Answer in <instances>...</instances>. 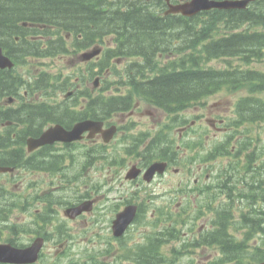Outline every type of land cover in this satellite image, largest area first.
<instances>
[{
    "label": "flooded vegetation",
    "instance_id": "flooded-vegetation-1",
    "mask_svg": "<svg viewBox=\"0 0 264 264\" xmlns=\"http://www.w3.org/2000/svg\"><path fill=\"white\" fill-rule=\"evenodd\" d=\"M191 1L135 0L134 3L136 6H142L151 16L172 19L169 23L162 22L156 27L166 29L169 34L173 32L175 35L181 26L175 20L181 17L191 19L218 12L264 16V0H202L205 5L228 1L238 2L242 7L233 9L207 7L192 16H185L179 12L167 13L170 8L187 5ZM93 4L98 7L99 17L101 1L97 0ZM25 26L39 27L37 23ZM116 27L120 25L114 24L111 29ZM82 29L89 32L93 29L94 41L101 34L100 25L93 27L89 23L82 26ZM72 30L67 32L65 37L75 44V36L79 39L84 33L79 34L75 31L80 29ZM114 32L116 37L117 32L120 33L118 29ZM37 36L42 44L48 43L51 37L42 34ZM24 40L27 41L25 36ZM100 40L99 37L97 42ZM118 41H113V44H116V63L139 58L135 57L136 52L129 55L127 54L129 51L120 49L119 45L123 44ZM97 42L93 47L100 46ZM91 43V39L85 42ZM123 43L128 45L131 41L124 40ZM77 52L67 56H77L80 63L81 60L93 62L95 69L92 71L87 68L81 69L74 74L71 81H65V86L61 88L63 91L58 90L56 93L55 98H58V101L38 102L28 90H23L22 93L14 92L15 96L10 98L9 102L0 104L3 112L8 108L14 112V121L0 122V140L8 138L15 144L9 152L10 156L15 155L12 165L8 163V166L13 167V171L0 174V184L6 188L11 189L4 184V176L9 174L11 180L15 182L13 185L10 184L15 188L14 199H0V205L9 202L15 205L14 216L1 219L0 243L8 242L20 248L29 247L34 242L40 244L37 264L41 262L45 248H48L49 254L52 251L53 255L63 259L70 254H99L111 255L104 264H124L121 256L132 254L134 251L139 252V249L142 253L145 252V243L150 241L148 236L151 235L152 228L162 233L163 236L157 238V244L163 248H170L171 242H176L175 248H180L184 241L192 246L191 250L195 251V255L200 253V257L205 251L210 250L202 259L199 258L201 264H257L264 261L263 230H246L241 237L240 233L228 230V234L244 243L241 256L231 261L224 256L223 249L212 242L216 209L228 202L234 220H242L250 214L256 222L264 223V145L260 143L262 147L259 148L257 142L253 140L247 145L241 144L239 151L241 156L233 160L238 163L234 169L206 168L202 164H197L196 167L178 166L188 158L181 144L188 139L191 142L197 138V124L194 125L193 120L190 123H183L180 113L164 123V113H157V110H151L141 102L126 105L119 112H111L110 116H103L100 86H97L103 78L100 69L102 51L88 60L84 58V53L78 55ZM34 54L39 55L40 52ZM170 56L168 55L169 58ZM117 66L112 75L116 76V80H123L118 82L119 84L125 83L124 80L127 79L145 77V70L122 71ZM116 88L120 89L121 86L117 85ZM219 111L220 109L208 111L206 122L212 130V135H206L207 139L231 132L232 127L226 123V118L215 117ZM146 117L150 118V124ZM87 119L102 121L103 129L113 126L112 138L104 141L101 128L97 131L88 129L83 131L78 139L55 140L28 149L31 139L39 138L49 127L59 124L65 130H71L77 122ZM6 131L9 132L5 134ZM158 146L162 148L161 153L158 152ZM4 155H7L6 151L0 150V163H6L2 159ZM151 156L154 158H150ZM156 160L165 161L167 166L164 172L155 173L148 182L145 179V171ZM23 170L47 176V180L43 179L42 182L32 184L26 182L27 188L33 187L29 192L32 197L29 201L31 205L25 198L28 193L23 187L25 186L21 177L24 174ZM12 172L17 173L18 177ZM171 172L177 177L174 190L165 191H172L171 196L179 198L178 202L162 198L163 193H156V187L152 186L155 181H162L164 176ZM156 195L160 199H155ZM190 199L189 220L183 225L180 208L187 213L186 206ZM128 206H132L131 223L120 235H114L113 223ZM250 207H254V211ZM71 208H76L77 211H72ZM233 208L238 210L232 211ZM20 216L22 219H19ZM170 216L175 217L173 222L165 224L164 221ZM68 221L82 223L83 229L86 232L92 231L94 235H87L83 231L76 236L71 232ZM9 233L10 237L6 239L5 236ZM167 235L171 239L166 237ZM166 240L169 241L164 243ZM41 264L50 263L45 261Z\"/></svg>",
    "mask_w": 264,
    "mask_h": 264
},
{
    "label": "trees",
    "instance_id": "trees-1",
    "mask_svg": "<svg viewBox=\"0 0 264 264\" xmlns=\"http://www.w3.org/2000/svg\"><path fill=\"white\" fill-rule=\"evenodd\" d=\"M95 1L97 0H0V44L5 46L7 52L14 58L24 55L28 50L26 46L29 45L24 40V35H27L28 31L20 26L21 21L58 24L61 28L56 34H60L62 30H81L82 26L91 23L93 27L100 25L102 38L118 29L120 31L117 32L118 42L124 45V40L131 41L124 46L118 44L120 49L129 51L127 54L136 52V55L142 56V59L132 63L129 69L151 73L133 84L136 93L146 101L175 113L220 90L237 91L245 87L248 90L247 95L240 96L235 104L236 120L264 119V98L257 94L264 91V72L250 67L256 61L264 62V29L249 27L237 30L246 22H249L250 26L262 25L264 28V17L262 20L254 14L239 12H218L191 19L181 17L175 20L181 24L179 32L175 35L173 32L169 34L166 29L156 27L157 24L169 23L172 19L151 16L142 6H136L135 0H100L102 7L99 17L98 7L93 4ZM114 24L120 27L111 29ZM93 31L92 29L91 32ZM15 35H21L19 42L14 41ZM59 39L60 37L54 41L51 52L49 47L50 53L59 51L57 50ZM175 39L178 40V44H175ZM33 46L35 47V43ZM169 50H177L180 57L169 60L168 64L162 67L157 66L155 53L157 51L166 53ZM114 55V48L108 47L101 61V69L109 67V59ZM220 58L226 60L225 68L208 65L210 60ZM231 58H238V63L233 65V62L229 61ZM1 76L3 77L0 78V95L12 94L16 91V86L25 83L19 81L12 70L4 72L0 70ZM100 102L109 105L117 103L113 95L104 94L101 95ZM110 109L113 108L104 106L102 112H109ZM13 113L8 109L4 113V118L12 120ZM239 125L240 123L235 124L236 127ZM7 132L9 131L5 134ZM242 133L249 134L247 131ZM10 142L8 138L0 140V150H5L7 154L2 156L6 163L0 164L10 162L12 165L15 155H9L10 146L13 145ZM250 142L248 138L239 139L237 153L239 154L241 144L247 145ZM221 150L227 151L225 148ZM229 167L234 169L237 163H230ZM2 198L13 199L4 195L0 189V199ZM228 205L230 202L216 209L212 242L218 244L223 249L224 256L231 261L241 256L244 243L228 234V229L232 226L234 229L245 231L250 229L264 231V223L256 222L250 214L242 220H234L231 207ZM13 209L14 204L10 202L0 205V223L1 219H6L13 213ZM234 209L238 210L233 208L232 211ZM250 209L254 211V207ZM152 251L145 253V264L157 263V257Z\"/></svg>",
    "mask_w": 264,
    "mask_h": 264
},
{
    "label": "rangeland",
    "instance_id": "rangeland-1",
    "mask_svg": "<svg viewBox=\"0 0 264 264\" xmlns=\"http://www.w3.org/2000/svg\"><path fill=\"white\" fill-rule=\"evenodd\" d=\"M240 29H238L239 31ZM77 56H70V57H66L64 59H55V60H51L50 57H34V58H29L27 61H23L24 64H27L25 66H21L20 64H18L15 67V70L17 71V75H21L23 77H25L27 80H30V78H33L36 74L40 73L41 70H50L49 72H56L59 70H62L65 74H67L69 72V70L74 69V66H76V61H77ZM230 61H233V65L237 64V60L232 59ZM125 63H122L119 65L120 68L123 67ZM210 66L213 67H217V68H223L224 65H226L225 60H213L211 62H209ZM53 66V67H51ZM85 64L84 63H80L78 65L79 69H84L85 68ZM245 66V65H244ZM250 67L259 69L264 71V62L261 61H256L254 63H252L250 65ZM110 79H113L112 76H110ZM247 93L246 88H242L238 91L235 92H226V91H221L219 93H216L210 97H207L202 103V105H198L195 107H191L188 108L187 110L184 111V114L191 120H197L199 123L197 126H201V127H205V123L204 121V116L208 115V111H210L211 109L217 111V109L222 110V112L225 114V116H231V112H232V108H233V103L236 99H238L241 95H245ZM37 97V96H36ZM261 98L264 97V93H262V95H260ZM150 123V120L148 122V124ZM252 130L254 132L257 131V135L259 136V138L262 140L264 139V122H261L260 124H257V128L256 126H252ZM199 138V136H198ZM218 141V139H214V143H216ZM262 144L264 145V142H262ZM225 163V158H221V157H216L214 158L213 162L209 163L208 165L211 168H214L215 166H221L222 164ZM24 174L21 175L22 177V182L25 183L24 189L27 190L26 193H29L33 188V187H29L27 188V184L26 182H31L32 183H36V182H42L43 179L47 180V176L42 174H35L33 172V174H31L30 171H26L23 170ZM14 173V172H13ZM14 176L18 177L17 173H14ZM50 177V176H49ZM5 179V183L6 186L11 187L12 190L15 191V188H13L11 185H13L15 182L11 180V176L8 174L6 176L3 177ZM177 177L176 175L173 173H169L168 175L164 176V178L162 179V181L157 180L154 182V184L152 186L156 187L155 192L156 193H163V196H161L162 198H167V199H173V201L178 202L179 198L176 199L174 198V196H171L172 191H165V189H172L174 190V186L176 183ZM2 183V182H1ZM3 184V183H2ZM11 184V185H10ZM155 199H160L158 197V195L155 196ZM19 219H22V217L20 216ZM68 226L71 230V232H73L76 236H78L79 234H82L83 231H85L82 227V223L80 222H71L68 221ZM94 226H92L91 229H93ZM86 232V231H85ZM87 235H94V233L92 231L86 232ZM82 246V244H81ZM165 251V250H164ZM210 250H207L204 252V254H202V256L200 257V259L203 258V256L205 254H207ZM44 256L42 258L43 262H47L50 263L51 260L53 259V257L55 255H53L54 253L52 251H50L51 253L49 254L48 252V248L44 249ZM71 255H75L73 257H71ZM190 256V255H189ZM83 255L82 254H70L67 256L66 259L68 260H75L77 259L78 261H82L83 260ZM191 261H196L199 260V255H191L190 258L188 256H185L183 258L184 262H187L188 260ZM42 262V263H43Z\"/></svg>",
    "mask_w": 264,
    "mask_h": 264
},
{
    "label": "water",
    "instance_id": "water-1",
    "mask_svg": "<svg viewBox=\"0 0 264 264\" xmlns=\"http://www.w3.org/2000/svg\"><path fill=\"white\" fill-rule=\"evenodd\" d=\"M217 6L233 7L234 4L226 2V3H219ZM190 13L192 12H189L188 14ZM92 53H89V55H92ZM12 65H13L12 61L7 56L3 55L2 49L0 47V68L11 67ZM93 124L94 123H90L89 121L80 122L77 123L73 128V130L71 131H66L59 125L51 127L46 132H44L39 139L31 140V143L33 144L31 147L33 148L37 145L51 142L55 139L67 140V141L76 139L80 137V133L83 130L89 128ZM163 167H164L163 163H154L149 168L150 170L149 173L152 174L156 170L161 172ZM6 169L7 168H3L0 169V171H5ZM38 248L39 245H31L30 247L25 249H17L10 245H0V261L15 262V263L32 262L36 258V253ZM259 264H264V262H261Z\"/></svg>",
    "mask_w": 264,
    "mask_h": 264
},
{
    "label": "bare ground",
    "instance_id": "bare-ground-1",
    "mask_svg": "<svg viewBox=\"0 0 264 264\" xmlns=\"http://www.w3.org/2000/svg\"><path fill=\"white\" fill-rule=\"evenodd\" d=\"M116 30V29H115ZM132 67V66H131ZM134 68V67H133ZM134 69H136V68H134ZM144 70V69H143ZM131 72V71H130ZM133 72V71H132ZM137 72H139V71H137ZM142 72V71H141ZM140 73V72H139ZM130 74H132V73H130ZM137 74V73H136ZM140 75V74H139ZM0 104H2V100L0 99ZM1 108V107H0ZM6 111H2L1 109H0V122H4V121H6L7 119H5L4 117H5V115H4V113H5ZM7 167H9L8 166V164H0V169H3V168H7Z\"/></svg>",
    "mask_w": 264,
    "mask_h": 264
}]
</instances>
